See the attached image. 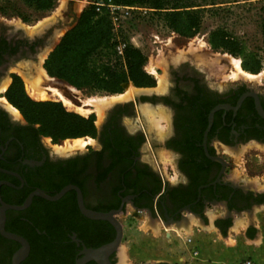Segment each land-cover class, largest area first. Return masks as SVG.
I'll use <instances>...</instances> for the list:
<instances>
[{"label":"flooded vegetation","instance_id":"1","mask_svg":"<svg viewBox=\"0 0 264 264\" xmlns=\"http://www.w3.org/2000/svg\"><path fill=\"white\" fill-rule=\"evenodd\" d=\"M77 18L67 13L35 36L0 23V89L18 72L44 69V51ZM56 81L49 88L80 104ZM168 82L164 92L142 88L139 99L113 101L99 122L91 114V143L75 153L57 152L50 137L38 136L0 102V264H76L85 250L111 243L115 229L86 218L75 189L86 210L116 213L118 222L133 213L151 225H180L190 216L206 224L207 213L221 209L227 217L214 221L220 232L231 226V215L264 205V191L228 178L246 150L264 149V85L213 88L186 63L168 70ZM108 260L116 264V254Z\"/></svg>","mask_w":264,"mask_h":264},{"label":"rangeland","instance_id":"2","mask_svg":"<svg viewBox=\"0 0 264 264\" xmlns=\"http://www.w3.org/2000/svg\"><path fill=\"white\" fill-rule=\"evenodd\" d=\"M61 1L65 3V7L60 14H55ZM179 3L182 6L195 7L194 10H200V27L194 37H182L172 33L156 19V16H146L145 18L133 20L126 26L125 32L123 33V38L128 40L130 45L139 49L146 57L144 71L151 61H154L159 57L161 60L164 59V68L157 70L158 75L162 76L164 79L162 85L163 88L161 87L162 89L160 88V90L157 85L156 77L150 75L155 81V85L152 89L153 91L164 92L169 83L168 70L172 67H177L181 63L189 64L200 71L208 84L213 88H228L236 83H243L247 86L255 85V83H261L264 85V0H179ZM78 5L83 6L81 11H78ZM86 7H88V0H55V7L52 11L38 12L32 7L26 6L23 0H0V23L4 24L5 22H9L15 25H20L24 33L31 36L40 25L47 24L51 26V28L54 25H58L59 22L64 21L67 13L76 16V18L79 17ZM218 29L224 31L229 37L241 43L246 52L255 55L260 64L259 71L256 75L261 74L257 80L235 81L231 78L228 71L220 73L217 70H209L200 65L199 62L186 51L182 56L178 52L179 50H186L194 46V42L201 40L206 44L205 52L201 54L223 55V52L214 51L207 43L209 34ZM234 58L240 59L239 57ZM221 63L225 64L223 61ZM19 80L21 81L24 92L27 95L23 81L20 78ZM56 80L54 79L53 83L56 81V83L69 87L66 83L58 79ZM50 87L58 90L51 85ZM126 87L133 88L128 84L123 87L122 94L125 93V90L127 89ZM58 91L62 94L60 90ZM5 92L0 94V102L11 111L8 108L11 107V105L4 98ZM143 92H147V90ZM148 92L150 93L151 91ZM70 93L78 98L80 101L79 103H82L72 104L75 107H83L86 110L91 108H86L87 106L84 105L83 102L89 99H108V97H112V95L106 93L90 92L85 89L78 90V92H76L77 94L73 92ZM44 102L58 103L68 113L78 115L68 111L55 98H49ZM87 116H84L83 118L88 119L90 117H95V115L91 114ZM158 116L162 120H165L167 113L161 111L158 113ZM20 119H23L21 115ZM79 139L84 141V148L87 147V144L91 143L89 136ZM72 140L76 139H67L55 144L51 143V145L63 147L66 141ZM245 152L243 153L241 160L237 161L236 165L232 166L228 178L238 184L243 183L244 186L249 187L250 190H263L264 149L253 148L252 150L248 149ZM162 167L164 174L167 176L170 170L166 171L167 161L165 159L163 160ZM168 169H170V167H168ZM215 210H220L221 212V209ZM133 217L134 214L129 213L126 218L120 217L119 219L123 229V237L119 252L116 254V264H149L155 259H161L162 253L167 254V259L170 264H189V260L182 259V257L187 256L186 248L189 243L187 231L176 229L173 226L168 225H160L158 228L152 230L147 227L145 224V217L141 214H138L135 218ZM208 221L210 223L211 218H208ZM194 230L196 229L194 228Z\"/></svg>","mask_w":264,"mask_h":264},{"label":"trees","instance_id":"3","mask_svg":"<svg viewBox=\"0 0 264 264\" xmlns=\"http://www.w3.org/2000/svg\"><path fill=\"white\" fill-rule=\"evenodd\" d=\"M23 1L38 12H49L55 7V0ZM122 3L153 10V15L166 29L182 37H194L200 27V10L182 6L179 0H124ZM123 40L126 46L121 58L116 55V42L107 15L96 14L89 5L48 55L44 69L50 78L78 90L119 95L125 84L138 89L153 88L155 81L144 71L146 57L128 40ZM207 43L214 51L239 57L243 71L253 75L258 73L260 64L255 55L246 52L241 43L224 31L211 32ZM4 98L19 111L27 125L35 127L38 136L50 137L53 143L90 136L93 132V117L86 119L68 113L58 103L32 101L17 77Z\"/></svg>","mask_w":264,"mask_h":264},{"label":"crops","instance_id":"4","mask_svg":"<svg viewBox=\"0 0 264 264\" xmlns=\"http://www.w3.org/2000/svg\"><path fill=\"white\" fill-rule=\"evenodd\" d=\"M261 191L264 189L258 190ZM215 209L207 213L206 224L190 216L187 222L180 225H168L187 231V256L182 259L189 260V264H242L244 261L264 264V205L231 215V226L224 232L214 226V221L227 215ZM208 218H211L210 223ZM145 222L152 230L160 226L151 225L148 218H145ZM193 252L197 253L196 257L192 256ZM161 256V259H155L149 264H170L167 254L162 253Z\"/></svg>","mask_w":264,"mask_h":264},{"label":"bare ground","instance_id":"5","mask_svg":"<svg viewBox=\"0 0 264 264\" xmlns=\"http://www.w3.org/2000/svg\"><path fill=\"white\" fill-rule=\"evenodd\" d=\"M64 2L61 1L60 5L57 7L55 14H60V12L64 9ZM80 4V3H79ZM78 11L82 10V5H78ZM57 16V15H55ZM65 30H62L58 32V35L56 37V44L59 43L61 37L64 35ZM194 46L186 49V50H179L178 52L182 56V54L186 51L190 55H192L200 65L208 68L209 70L219 71L220 73L228 71L231 75V78L235 81L239 80H246V81H255L257 80L261 74L259 75H253L248 72L243 71L241 68V60L236 59L234 57H231L226 54H201L205 52L206 44L201 41L197 40L194 42ZM47 54L43 55L41 58V63L44 61ZM225 62V64H222L221 62ZM164 59L161 60L159 57L158 59L151 61L145 68V71L147 74L151 76H155L157 79V85L160 89L163 88L164 79L162 76L158 75L157 70L164 68ZM211 71V72H212ZM17 76L23 81L25 90L27 95L30 99L35 101H47L49 98H55L58 102H60L64 108H66L68 111L76 113L82 117L95 114L97 118V122H99L102 118V109L110 104H112L113 101L120 100L125 101L128 99H132L133 96L138 92L135 88L126 87L124 94L119 95H112L111 98L108 97V99H89L84 103L86 105L85 107H90L91 109H84L83 107L74 106L72 102L68 99H66L58 90L49 88V84L54 81V78H50L45 70L40 66L35 70V73L33 75H25L23 73H17ZM225 77V75H224ZM234 82V81H233ZM10 84V80L7 79V81L3 84V86L0 89L1 93H4ZM45 88H48L50 92H48ZM161 88V89H162ZM70 92L76 93L78 92L77 89L73 87H68ZM158 89V90H159ZM160 89V90H161ZM50 94V95H49ZM77 94V93H76ZM94 98V97H93ZM84 100V99H83ZM82 104V103H80ZM11 110V113L15 117H20V114L18 111L14 108L8 107ZM88 117V116H87ZM160 126V125H159ZM84 141L80 139L72 140V141H66L63 147L54 146V149L57 152L60 153H73L75 151L83 150L85 147ZM123 261V260H122Z\"/></svg>","mask_w":264,"mask_h":264},{"label":"water","instance_id":"6","mask_svg":"<svg viewBox=\"0 0 264 264\" xmlns=\"http://www.w3.org/2000/svg\"><path fill=\"white\" fill-rule=\"evenodd\" d=\"M49 28H51V26H49L47 24L40 25V27H38V29L35 30V33H33L31 36H35V35L42 34L46 30H48ZM69 29H70V27H66L65 33ZM56 37H55L52 45L48 49H46L44 51L43 55L47 54V56H48L49 53H51L54 50V48L57 46L58 43L56 44ZM47 56L45 57V59L47 58ZM127 85L128 84H125V85H123V87H125ZM130 86H132L133 88H135L132 84H130ZM135 89H137L138 92L133 96L132 99H139L140 94L142 93L143 89H138V88H135ZM109 107H111V105H108V106L104 107L103 111H105ZM67 190H69V188L64 189L63 191H61L55 197H53V198H47V199H49V200H57ZM75 190L77 191V203H78V207H79L80 212L86 218H88L90 220H94V221H107L108 223H110L112 225V227L115 229V233H116L115 238H114V240L111 243H109L107 245H104L102 247H99L97 249L85 250L83 252V254H84L83 259L77 261L76 264H85L86 262H89V261H93L96 264H111L109 262V260H108V257L110 255L114 254V253L117 254L119 252L120 244H121L122 237H123L122 225L114 218V216H116V213L102 214V213H96V212H92V211L86 210L84 208L83 204H82V198H81V195H80L79 191L77 189H75ZM185 222H187V221H185ZM0 231L2 232V234H4L1 226H0ZM5 236H7L9 238H13V239H18L17 237L11 236V235H6L5 234ZM25 254H26L25 251L19 252L17 254V256H16L17 257L16 259L19 260V259L23 258L25 256Z\"/></svg>","mask_w":264,"mask_h":264},{"label":"built area","instance_id":"7","mask_svg":"<svg viewBox=\"0 0 264 264\" xmlns=\"http://www.w3.org/2000/svg\"><path fill=\"white\" fill-rule=\"evenodd\" d=\"M124 0H96L88 1V6H92L96 14H106L112 27L113 40L116 42V55L123 57L126 42L123 40L125 28L133 20L145 18L146 16H154V11L142 6H127L122 2ZM157 19V18H156ZM193 257L197 256L196 252L192 253ZM242 264H251L250 261H244Z\"/></svg>","mask_w":264,"mask_h":264}]
</instances>
